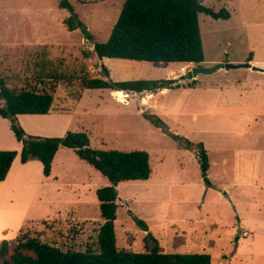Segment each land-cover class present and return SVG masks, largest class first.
I'll return each instance as SVG.
<instances>
[{
	"label": "rangeland",
	"instance_id": "1",
	"mask_svg": "<svg viewBox=\"0 0 264 264\" xmlns=\"http://www.w3.org/2000/svg\"><path fill=\"white\" fill-rule=\"evenodd\" d=\"M60 1L0 0V76L20 86L18 80L33 81L48 61L49 69L74 77L56 85L53 108L60 116L23 115L20 126L46 137L86 132L94 149L148 152L150 178L116 186L118 248L145 251L154 244L144 243L151 233L164 252L207 253L211 264H264V74L237 67L180 78L194 67L264 61V0H200L214 11L227 9L230 18L198 15L204 61L191 64L99 59L94 43L108 39L124 0H67L90 40L80 29H66L70 12ZM102 65L113 81L166 78L179 87L155 93L81 88L79 78L98 77ZM151 114L163 128L144 116ZM12 139L9 120L0 117V143ZM199 144L210 186L201 177ZM60 150L67 152L51 177L19 161L11 168L0 188V241H13L23 227L63 250L83 251L95 241L103 222L96 190L109 182L72 150Z\"/></svg>",
	"mask_w": 264,
	"mask_h": 264
},
{
	"label": "trees",
	"instance_id": "2",
	"mask_svg": "<svg viewBox=\"0 0 264 264\" xmlns=\"http://www.w3.org/2000/svg\"><path fill=\"white\" fill-rule=\"evenodd\" d=\"M60 8L70 14L63 20L68 31L80 29L90 40L91 34L82 23L67 0L59 2ZM204 13L213 19L230 18L227 9L214 11L205 7L200 0H124L118 18L105 42H96L93 52L99 59L131 62L191 64L204 61V51L199 28L198 15ZM88 57L90 52L83 51ZM251 60L248 59V61ZM50 62L43 61L44 71H35L33 81L18 80L20 86L10 85L8 77L0 76V117L9 120L10 129L16 140L22 144L21 151L0 150V182L5 180L9 169L19 155L22 164L37 160L42 164V173L48 177L52 161L61 147L71 149L78 159L98 171L109 185L98 188L96 196L102 224L97 229L95 241L88 243L83 251L63 250L38 235L20 229L13 241H0V264H211L207 253L164 252L158 241L147 233L144 243L151 239L154 244L142 252L118 248L116 245L115 220L117 218L116 186L121 182L146 181L152 169L149 154L144 150H101L90 147L86 132L67 131L62 137L29 135L20 126L17 115L47 114L54 110L53 101L59 82L71 83L73 76L56 69H49ZM79 85L83 89H108L135 93H155L160 89L178 88L176 79H138L113 81L109 70L102 65L98 77L82 75ZM194 83L189 84L193 86ZM154 126L163 122L156 115H144ZM192 144L186 142L190 148ZM199 147L200 171L205 184L209 168L206 150ZM137 227L148 230L146 221L133 217Z\"/></svg>",
	"mask_w": 264,
	"mask_h": 264
},
{
	"label": "crops",
	"instance_id": "3",
	"mask_svg": "<svg viewBox=\"0 0 264 264\" xmlns=\"http://www.w3.org/2000/svg\"><path fill=\"white\" fill-rule=\"evenodd\" d=\"M248 61V60H247ZM249 62V65H255V66H258V67H264V61H259V60H257V59H253V58H251V60H249L248 61ZM247 69H249V70H251V72H253V70L251 69V68H247ZM165 72H166V75H168V76H171L172 74H174V68H168L167 69V71L165 70ZM257 72H259V71H257ZM260 73H262V74H264V72H260ZM163 90H165V89H163ZM169 90V89H168ZM173 90V89H172ZM126 92H128V93H131V91H126ZM170 91H168V93H169ZM167 93V94H168ZM163 109V108H162ZM60 114H62V112L61 111H56V110H53V111H51L50 112V115H49V113H47V114H20V115H17V120L19 121L21 118H23L22 116L23 115H30V117H28L29 119H38V118H51V117H58V116H60ZM46 115V116H45ZM49 115V116H48ZM51 116V117H50ZM3 121V120H2ZM28 131V130H27ZM30 133V132H29ZM66 133V132H65ZM64 133V134H65ZM32 135H35V134H32ZM16 140V139H15ZM12 141H13V144L11 143V145H6V144H3V143H0V150H16L18 153L21 151V148H22V144L20 143V142H18L17 140L16 141H14L13 139H12ZM61 148H65V147H61ZM61 148H59V150L56 152V154H55V156H54V159H53V161H52V167H51V173H50V175L48 176V177H51V175H52V173H53V171H54V168H53V166L55 165V162L57 161V158H58V156H59V154L61 155V153H62V156H63V154H65L67 151H62V150H60ZM69 149V148H68ZM71 150V149H70ZM63 152H65V153H63ZM74 153V152H73ZM75 154V153H74ZM77 157V156H76ZM80 160V159H79ZM17 161H19L20 162V160H19V155H17L16 156V158L14 159V161H13V163H12V165H11V167H10V169H9V172H8V174H7V176H6V178H5V180H3V181H1L0 182V188H3L4 187V185L6 184V181H7V178H8V176H9V174H10V172H11V168L17 163ZM21 163V162H20ZM22 164V163H21ZM61 165L63 164L62 162L60 163ZM23 166H25V167H30V166H35V167H33V168H37V170H38V172H40V171H42V164L39 162V161H37V160H30V161H28V162H26V163H24V164H22ZM48 177H45V178H48ZM56 178H58L57 176L55 177V179ZM78 199H79V196L77 197ZM78 204H80L79 206H82L83 204H86V203H77V204H75V205H78ZM78 208V207H77ZM78 210V209H77ZM14 237V234H12V236L10 237V238H13ZM16 237V236H15ZM11 240V239H10Z\"/></svg>",
	"mask_w": 264,
	"mask_h": 264
},
{
	"label": "water",
	"instance_id": "4",
	"mask_svg": "<svg viewBox=\"0 0 264 264\" xmlns=\"http://www.w3.org/2000/svg\"><path fill=\"white\" fill-rule=\"evenodd\" d=\"M237 67H246V68H251L253 71L264 72V68H261L255 65H249V63H243L239 65H234L231 63H224V64H216L213 67H208V68L194 67L189 73H187L186 76L181 75L180 78L181 79H193L198 74H210L220 68L232 69V68H237ZM114 90L116 91L118 89L115 88Z\"/></svg>",
	"mask_w": 264,
	"mask_h": 264
},
{
	"label": "bare ground",
	"instance_id": "5",
	"mask_svg": "<svg viewBox=\"0 0 264 264\" xmlns=\"http://www.w3.org/2000/svg\"><path fill=\"white\" fill-rule=\"evenodd\" d=\"M185 69H183V71H184Z\"/></svg>",
	"mask_w": 264,
	"mask_h": 264
}]
</instances>
